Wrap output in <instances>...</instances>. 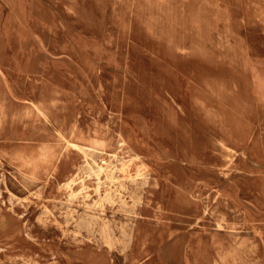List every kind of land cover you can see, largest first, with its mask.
Returning <instances> with one entry per match:
<instances>
[{
  "label": "rangeland",
  "instance_id": "obj_1",
  "mask_svg": "<svg viewBox=\"0 0 264 264\" xmlns=\"http://www.w3.org/2000/svg\"><path fill=\"white\" fill-rule=\"evenodd\" d=\"M0 264H264V0H0Z\"/></svg>",
  "mask_w": 264,
  "mask_h": 264
},
{
  "label": "bare ground",
  "instance_id": "obj_2",
  "mask_svg": "<svg viewBox=\"0 0 264 264\" xmlns=\"http://www.w3.org/2000/svg\"><path fill=\"white\" fill-rule=\"evenodd\" d=\"M33 107L35 109V111L37 112V115L39 117H41L44 121H50V110L49 108H47V106H45L43 103H39V104H33ZM3 111V110H2ZM53 113V112H52ZM35 115V116H37ZM77 132H79L78 130L75 131L73 130L71 132L70 138L67 139L65 132L63 130H58L56 132V139H57V143L62 142V143H67L68 144V148H73V149H77V150H81L83 153L85 152V149L87 150H93L96 152H100V153H105L108 156V163H106L105 166L102 165H98L94 163V166L91 167V170L94 171V173L96 174L97 178H99L100 175H104L106 178L110 179L112 178V172L113 171H118V170H125L127 169L132 163L129 161H123V160H113V157H115L116 154V148H115V139L116 138H120L122 140L123 143H125L126 145L129 146L130 150L133 152L134 150H132V142H130L125 136H126V132L121 131V130H116L113 131V133L109 136V137H105V138H86L85 136H81L78 134ZM123 146V145H122ZM84 149V150H83ZM36 152L38 153V155H48L49 158L43 159V161L45 162H49L50 160V155L53 154L54 148L50 145L47 144H42L40 146L36 147ZM125 151V150H124ZM92 152V151H91ZM36 153V154H37ZM118 153V152H117ZM127 153V152H126ZM134 153V152H133ZM132 153V154H133ZM99 154V153H98ZM97 154V155H98ZM131 154V155H132ZM85 155V153H84ZM101 154H99L100 156ZM126 155V154H125ZM134 156H136V154H133ZM93 156V155H92ZM91 156V157H92ZM133 156V158L135 159V157ZM128 157V156H126ZM117 158V157H116ZM132 159V158H131ZM141 159H143L141 157ZM29 161H33L34 159H28ZM92 160V159H91ZM127 160V159H126ZM94 162V160H93ZM103 162V161H102ZM85 165V164H84ZM90 166V165H89ZM138 166V165H137ZM86 167V166H85ZM114 173V172H113ZM87 174V173H86ZM92 176V175H91ZM91 179V178H90ZM113 179V178H112ZM73 179L70 178V182ZM97 180V179H96ZM95 180V181H96ZM101 181V180H100ZM111 181V180H110ZM79 182V181H78ZM98 183V182H97ZM86 187V186H84ZM88 191V190H87ZM101 191V190H99ZM108 192V191H106ZM105 192V193H106ZM104 193V195H105ZM76 195V194H75ZM87 195V194H86ZM90 197V196H89ZM73 198V197H72ZM101 198V197H100ZM74 199V198H73ZM107 199V198H105ZM68 206V205H67ZM106 222V221H105ZM104 224V223H103ZM135 224V223H134ZM100 226V225H99ZM102 227V226H101ZM104 229V228H103ZM102 229V230H103ZM132 235V234H131ZM128 248V247H127ZM128 251V250H127ZM233 254V253H232ZM229 255V254H228ZM224 257V256H223Z\"/></svg>",
  "mask_w": 264,
  "mask_h": 264
}]
</instances>
